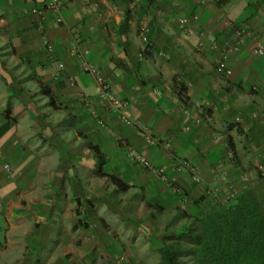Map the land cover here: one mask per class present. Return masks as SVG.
Wrapping results in <instances>:
<instances>
[{
    "label": "crops",
    "instance_id": "0c3cea01",
    "mask_svg": "<svg viewBox=\"0 0 264 264\" xmlns=\"http://www.w3.org/2000/svg\"><path fill=\"white\" fill-rule=\"evenodd\" d=\"M61 2L62 22L53 24L48 14L38 30L35 19L22 13L23 0H0V258L6 251L14 259L6 264L32 263L26 251L51 237L58 205L63 218L57 250L67 219L79 231L94 205L113 195L159 206L169 217L174 208L195 214L224 199V174L264 163V57L250 54L253 39L264 45V0ZM194 15L197 20L180 31L179 19ZM223 19L248 28L253 37L229 57V77L214 68L218 49L236 43ZM76 35L90 51L85 59L69 51ZM42 37L52 44L53 56L41 46ZM57 62L64 69L55 80ZM83 62L100 70L114 97L134 101L117 113L103 108L93 78L81 71ZM123 117L145 124L159 144L145 146ZM118 140L174 178L181 194L132 164ZM227 150L234 154L231 162ZM97 154L103 171L129 187L125 193L97 177ZM182 161L197 169L200 184L177 169ZM4 164L11 167L9 175ZM218 186L220 192L210 194Z\"/></svg>",
    "mask_w": 264,
    "mask_h": 264
},
{
    "label": "rangeland",
    "instance_id": "374dc122",
    "mask_svg": "<svg viewBox=\"0 0 264 264\" xmlns=\"http://www.w3.org/2000/svg\"><path fill=\"white\" fill-rule=\"evenodd\" d=\"M39 128L35 122L34 129ZM228 175L232 180L245 175L246 188L257 187L264 194L263 162H257L251 169H241L234 175ZM238 182V188L242 189L239 179ZM128 197V194L113 195L105 202L96 203L89 217L85 220L82 217L79 219L86 221V225L81 224L79 231H72L70 227L73 219H70V222L67 219L63 242L57 250L56 236L63 218L60 214L62 205H58L54 216L57 227L48 241L44 242V246L26 251L29 252L28 261L32 262L31 264H60V261L63 264H160L157 249L160 246L162 227L168 216L146 211L138 201H127ZM150 215L154 218H149ZM47 224H43L45 230L49 229ZM77 238L79 240L76 243ZM21 253L22 251H17L18 255ZM3 254L0 264L14 260L8 252Z\"/></svg>",
    "mask_w": 264,
    "mask_h": 264
},
{
    "label": "trees",
    "instance_id": "16d2710c",
    "mask_svg": "<svg viewBox=\"0 0 264 264\" xmlns=\"http://www.w3.org/2000/svg\"><path fill=\"white\" fill-rule=\"evenodd\" d=\"M45 95L53 104V97ZM97 156V177L125 193L129 187L105 173ZM143 204L146 211L163 212L159 206ZM168 218L157 249L160 264H264V194L257 187L242 189L226 202L195 214L174 208Z\"/></svg>",
    "mask_w": 264,
    "mask_h": 264
},
{
    "label": "built area",
    "instance_id": "2783aa9c",
    "mask_svg": "<svg viewBox=\"0 0 264 264\" xmlns=\"http://www.w3.org/2000/svg\"><path fill=\"white\" fill-rule=\"evenodd\" d=\"M23 2L26 5V7L22 9V13L24 15L32 16L35 19L38 30L42 29V22L48 14L53 16V24L59 25L62 22L61 0H23ZM196 20H197L196 15L192 16L191 19L188 17L181 18L178 21V29L180 31H185L189 23L191 21H196ZM222 23L224 28L233 34L236 43L226 45L218 49L219 52L217 59L215 61L214 68L218 76L229 77L231 75V69L228 66L229 57L232 54H235L239 51L240 45L243 44L245 40L252 39L253 37L249 29L244 26H237L227 19H223ZM199 38L200 41L196 46L197 49H200L202 47V40L204 38V34L200 33ZM40 42H41V46L45 49L46 53L50 56H53L54 48L52 44L48 41V39L42 37ZM81 46H82V39L80 38L79 35H76L73 37L69 45V51L72 55H75L80 59H85L88 57L90 51L88 48ZM250 54L254 57H264L263 43L253 39V45L250 49ZM139 57L141 58L140 55ZM63 69H64L63 63L57 62L56 70L53 75V78L55 80L59 78L60 73L61 71H63ZM81 71L82 73L93 78L97 91V101L103 108L117 113L121 109H126L128 105L134 101V98H130L128 100H119L116 97H114L110 92L109 85L106 83L100 70L96 66L88 62H83ZM67 80L70 86L73 87L75 85V81L73 78H68ZM153 92L158 93L159 89H154ZM80 101L82 105L89 111L90 115L96 117V113L91 109L88 99H86L84 96H80ZM122 121L125 125L133 126L137 129L145 146L153 147L159 144V141L151 135L150 131L148 130L145 124L133 123V121L124 117L122 118ZM194 123L199 124L200 120L195 119ZM98 124L103 126V123L101 121H99ZM118 145L125 150L126 157L132 164L150 172L156 177L161 178L165 183V186L169 188L173 194L175 195L181 194V189L176 185L174 178L166 176L163 170L155 168L146 157L134 151L123 140H118ZM226 149H227V145H226ZM226 157L228 161L230 162L233 161V155L231 151L227 150ZM177 169L184 171L187 177L189 178V181L192 184L198 185L201 183L200 175L197 169L191 163L182 161L181 163H179ZM3 171L5 172V174L9 175L11 173L10 165L4 164ZM238 179L243 186L242 189H245L247 177L245 175H240ZM222 186L225 187L227 194L225 195L221 203H224L227 200L235 197L236 194H238L242 190L239 189L234 184L232 178H230L228 174L223 175ZM220 190H221V186H218L215 189H213L210 194L213 195L218 194Z\"/></svg>",
    "mask_w": 264,
    "mask_h": 264
}]
</instances>
